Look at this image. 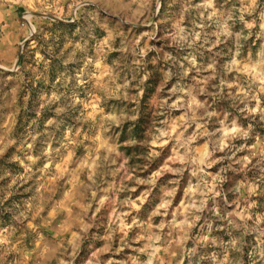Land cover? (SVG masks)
<instances>
[{
	"label": "rangeland",
	"instance_id": "1",
	"mask_svg": "<svg viewBox=\"0 0 264 264\" xmlns=\"http://www.w3.org/2000/svg\"><path fill=\"white\" fill-rule=\"evenodd\" d=\"M0 264H264V0H0Z\"/></svg>",
	"mask_w": 264,
	"mask_h": 264
}]
</instances>
